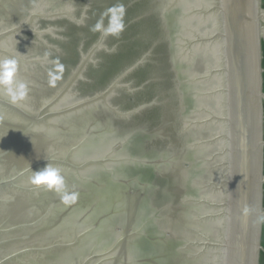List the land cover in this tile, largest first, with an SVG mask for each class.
<instances>
[{
  "label": "water",
  "instance_id": "obj_1",
  "mask_svg": "<svg viewBox=\"0 0 264 264\" xmlns=\"http://www.w3.org/2000/svg\"><path fill=\"white\" fill-rule=\"evenodd\" d=\"M259 0H0V264H258ZM57 167L62 194L29 183ZM258 244V247H257Z\"/></svg>",
  "mask_w": 264,
  "mask_h": 264
},
{
  "label": "clouds",
  "instance_id": "obj_2",
  "mask_svg": "<svg viewBox=\"0 0 264 264\" xmlns=\"http://www.w3.org/2000/svg\"><path fill=\"white\" fill-rule=\"evenodd\" d=\"M18 61L15 58L0 59V87H4L12 102L23 100L28 92L27 85L16 79ZM29 183L39 189L56 191L62 194L64 202L76 199L77 193L65 190V181L61 170L46 165L38 171H33Z\"/></svg>",
  "mask_w": 264,
  "mask_h": 264
},
{
  "label": "rangeland",
  "instance_id": "obj_3",
  "mask_svg": "<svg viewBox=\"0 0 264 264\" xmlns=\"http://www.w3.org/2000/svg\"><path fill=\"white\" fill-rule=\"evenodd\" d=\"M259 7H260V11L262 12V14L264 15V0H259ZM262 15L263 19L264 16ZM260 26L261 29L263 30L264 33V23L261 21L260 22ZM260 61H261V77H262V85H261V93L264 95V85H263V78H264V39H260ZM261 106H262V111H263V141H264V99H261ZM262 155H263V162H262V172L264 175V147L262 149ZM264 186V185H263ZM263 225L262 224V228H261V235H262V229H263ZM261 236L259 238V248H258V254H259V260H258V264H264V249L262 248V242H261Z\"/></svg>",
  "mask_w": 264,
  "mask_h": 264
},
{
  "label": "crops",
  "instance_id": "obj_4",
  "mask_svg": "<svg viewBox=\"0 0 264 264\" xmlns=\"http://www.w3.org/2000/svg\"><path fill=\"white\" fill-rule=\"evenodd\" d=\"M263 85H264V78H263ZM263 224H264V222H263ZM260 236H261V240H262L261 241L262 242V248L264 249V225H263V229H262V235H260Z\"/></svg>",
  "mask_w": 264,
  "mask_h": 264
},
{
  "label": "bare ground",
  "instance_id": "obj_5",
  "mask_svg": "<svg viewBox=\"0 0 264 264\" xmlns=\"http://www.w3.org/2000/svg\"><path fill=\"white\" fill-rule=\"evenodd\" d=\"M257 2H258V0H257ZM257 13H258V17L261 18L262 15H263L262 12L259 11V10H257ZM263 16H264V15H263ZM262 19H263V17H262ZM259 28L261 29L260 23L258 24V29H259ZM257 247H258V244H257Z\"/></svg>",
  "mask_w": 264,
  "mask_h": 264
},
{
  "label": "flooded vegetation",
  "instance_id": "obj_6",
  "mask_svg": "<svg viewBox=\"0 0 264 264\" xmlns=\"http://www.w3.org/2000/svg\"><path fill=\"white\" fill-rule=\"evenodd\" d=\"M263 203H264V201H263ZM263 206H264V204H263Z\"/></svg>",
  "mask_w": 264,
  "mask_h": 264
}]
</instances>
